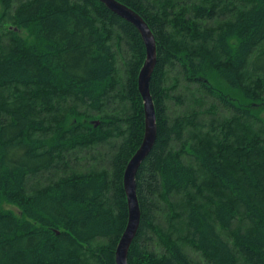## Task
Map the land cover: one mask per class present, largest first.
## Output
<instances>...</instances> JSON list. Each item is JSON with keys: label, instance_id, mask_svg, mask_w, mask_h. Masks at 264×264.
<instances>
[{"label": "trees", "instance_id": "obj_1", "mask_svg": "<svg viewBox=\"0 0 264 264\" xmlns=\"http://www.w3.org/2000/svg\"><path fill=\"white\" fill-rule=\"evenodd\" d=\"M119 1L156 44L128 264H264V0ZM144 59L98 0H0V264H115Z\"/></svg>", "mask_w": 264, "mask_h": 264}, {"label": "water", "instance_id": "obj_2", "mask_svg": "<svg viewBox=\"0 0 264 264\" xmlns=\"http://www.w3.org/2000/svg\"><path fill=\"white\" fill-rule=\"evenodd\" d=\"M98 1L119 17L130 22L139 32L145 47V59L137 78L138 91L143 101L144 133L139 147L130 157L124 169L123 187L126 195L128 217L115 249V264H128V249L140 223V208L136 195L135 176L142 160L151 150L157 134L155 112L149 91V81L156 63V44L148 24L132 8L119 0Z\"/></svg>", "mask_w": 264, "mask_h": 264}, {"label": "rangeland", "instance_id": "obj_3", "mask_svg": "<svg viewBox=\"0 0 264 264\" xmlns=\"http://www.w3.org/2000/svg\"><path fill=\"white\" fill-rule=\"evenodd\" d=\"M1 206L4 209H8V208L13 209V207H14L13 205L9 204L8 202H3Z\"/></svg>", "mask_w": 264, "mask_h": 264}]
</instances>
